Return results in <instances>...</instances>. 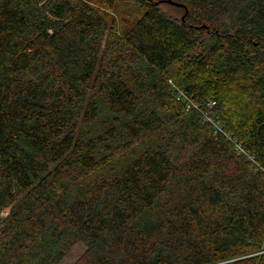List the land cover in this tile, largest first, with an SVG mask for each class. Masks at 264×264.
Here are the masks:
<instances>
[{
  "label": "trees",
  "instance_id": "16d2710c",
  "mask_svg": "<svg viewBox=\"0 0 264 264\" xmlns=\"http://www.w3.org/2000/svg\"><path fill=\"white\" fill-rule=\"evenodd\" d=\"M165 1L0 0V264H264V0Z\"/></svg>",
  "mask_w": 264,
  "mask_h": 264
},
{
  "label": "rangeland",
  "instance_id": "374dc122",
  "mask_svg": "<svg viewBox=\"0 0 264 264\" xmlns=\"http://www.w3.org/2000/svg\"><path fill=\"white\" fill-rule=\"evenodd\" d=\"M163 9H165L167 12L179 15L180 12L177 10L173 5H170L168 2L165 1V3L162 4ZM9 212V209H5L1 216H5ZM84 249V246L82 243H77L69 252L66 254V256L58 263V264H71L73 263L77 257L82 253Z\"/></svg>",
  "mask_w": 264,
  "mask_h": 264
},
{
  "label": "water",
  "instance_id": "95a60500",
  "mask_svg": "<svg viewBox=\"0 0 264 264\" xmlns=\"http://www.w3.org/2000/svg\"><path fill=\"white\" fill-rule=\"evenodd\" d=\"M166 2L171 3V4H175V5H181L174 0H166Z\"/></svg>",
  "mask_w": 264,
  "mask_h": 264
}]
</instances>
